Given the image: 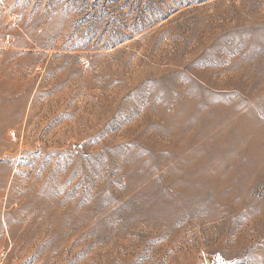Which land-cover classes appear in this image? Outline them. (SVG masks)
Segmentation results:
<instances>
[{
	"label": "rangeland",
	"instance_id": "obj_1",
	"mask_svg": "<svg viewBox=\"0 0 264 264\" xmlns=\"http://www.w3.org/2000/svg\"><path fill=\"white\" fill-rule=\"evenodd\" d=\"M0 264H264V0H0Z\"/></svg>",
	"mask_w": 264,
	"mask_h": 264
}]
</instances>
